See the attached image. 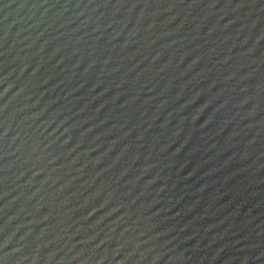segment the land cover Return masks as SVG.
<instances>
[{"label": "water", "instance_id": "95a60500", "mask_svg": "<svg viewBox=\"0 0 264 264\" xmlns=\"http://www.w3.org/2000/svg\"><path fill=\"white\" fill-rule=\"evenodd\" d=\"M0 264H264V0H0Z\"/></svg>", "mask_w": 264, "mask_h": 264}]
</instances>
